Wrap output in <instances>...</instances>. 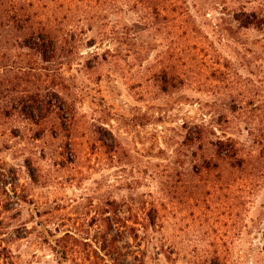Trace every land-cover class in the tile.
Here are the masks:
<instances>
[{
    "label": "rangeland",
    "instance_id": "rangeland-1",
    "mask_svg": "<svg viewBox=\"0 0 264 264\" xmlns=\"http://www.w3.org/2000/svg\"><path fill=\"white\" fill-rule=\"evenodd\" d=\"M227 1L190 0L207 36L197 56H157L165 41L137 56L149 30L131 51L82 41L44 62L23 56L0 28V264H264V35L234 27L222 39ZM81 11L78 3L73 24ZM27 60L64 84L69 115L55 105L39 124L22 111ZM161 70L188 79L162 87ZM204 122L239 143L243 170L197 175L184 124ZM113 208L126 219L157 218L137 241L121 239V255L108 242L120 234ZM67 234L72 254L63 260L67 244L58 241Z\"/></svg>",
    "mask_w": 264,
    "mask_h": 264
},
{
    "label": "trees",
    "instance_id": "trees-1",
    "mask_svg": "<svg viewBox=\"0 0 264 264\" xmlns=\"http://www.w3.org/2000/svg\"><path fill=\"white\" fill-rule=\"evenodd\" d=\"M78 3L82 9L80 24H73L76 21ZM226 4L225 15L220 18V22L227 27L228 33L221 35L222 39L231 37L235 33L234 27L238 30H254L264 35V0H229ZM64 6L67 8L63 9ZM125 14L132 16L131 21H123ZM112 15L117 19L112 20ZM0 28L25 51L23 56L38 55L44 62H51L55 56L74 54L82 41H86V48L89 49L106 43H121L131 51L135 42L141 41L144 33L149 30L154 32V37L147 46L143 43L138 45L141 49L135 50L137 56H145L153 46L160 49L164 41L165 48H161L157 56H197L198 51L206 48L207 40L191 13L190 0H0ZM93 31H96V37L89 38L88 34ZM109 54L110 50L103 54L95 51L90 56ZM19 68L30 74L23 75L21 80L31 83L32 87L29 94L19 99L23 105L22 111L29 109L31 114H35L39 124L47 118L48 109L55 105L63 116L69 115L70 106L59 92L65 90L62 82L56 77L47 81L42 79L36 73L41 70L31 60L20 63ZM154 79L159 80L163 87L178 81L183 85L188 78L185 73L176 76L161 70ZM222 118H225L224 114L220 115L219 121ZM184 128L187 131L183 146L196 148L194 166L200 178L203 174L204 177L215 174L217 178L223 179L228 167L244 169L246 160L237 141L224 135L218 136L215 126L205 122L185 123ZM263 160L264 154L260 152L258 162ZM119 210L113 208L116 216L114 223L120 228V234L108 242L111 249L121 255V239L128 234L133 241H137L141 237L140 229L147 234L156 226L157 218L147 215L144 218L136 216L134 219H126L118 216ZM107 220L111 230L109 219ZM69 237L67 234L58 242L71 243L67 242ZM103 241L107 242V234L103 236ZM68 248L67 244L58 250L63 260L68 259V253L72 254V249Z\"/></svg>",
    "mask_w": 264,
    "mask_h": 264
}]
</instances>
